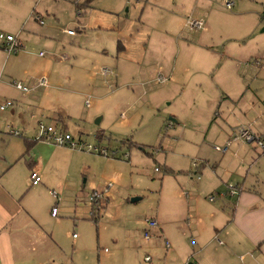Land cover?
Listing matches in <instances>:
<instances>
[{"label": "rangeland", "instance_id": "obj_1", "mask_svg": "<svg viewBox=\"0 0 264 264\" xmlns=\"http://www.w3.org/2000/svg\"><path fill=\"white\" fill-rule=\"evenodd\" d=\"M32 9L42 13L43 24L33 18ZM14 12L19 23L26 20L28 28L46 31L61 51L76 52L79 65L69 70L68 64L73 76L66 86L80 89L72 102L81 118L67 120L68 130L75 140L115 152L100 155L59 145V156L51 150L53 144L38 141L30 154L43 158L46 190L24 180L21 164L12 169L15 178L23 180L24 203L34 207L44 226L61 240L50 264H194L199 246L191 227L218 200L216 193L214 203L198 198L197 192L206 191L196 183L206 175L197 181L191 162L203 161L208 169L220 159L221 152L214 149L223 145L214 140L223 127L222 117H215L218 90L263 88L264 100V0H0V19ZM22 43L26 47L15 53L0 47V102L17 98L19 90L11 82L22 80L15 75L22 73L20 57L12 56L28 50L30 59L40 62L51 53L43 42L32 47ZM101 66L114 70L116 83L111 75L104 78ZM88 72L98 74L97 90L96 82L85 77ZM159 72L169 78L165 83L142 85ZM105 80L116 86L112 92ZM87 94L90 105L85 103ZM250 102L258 100L250 94L239 104ZM10 107L0 110V155L17 143L23 146L24 137L33 140L38 119L55 123L26 108L19 119ZM9 127L20 136L3 135ZM240 127L248 126L234 125L230 134ZM206 181L201 186H210ZM108 183L104 205L92 218L88 197ZM56 201L60 221L52 223L49 212ZM152 217L164 237L158 227L150 229L153 237H144L146 220ZM35 259L27 256L32 264H37Z\"/></svg>", "mask_w": 264, "mask_h": 264}, {"label": "crops", "instance_id": "obj_2", "mask_svg": "<svg viewBox=\"0 0 264 264\" xmlns=\"http://www.w3.org/2000/svg\"><path fill=\"white\" fill-rule=\"evenodd\" d=\"M17 14L18 12L10 15L2 14L0 31L18 34L23 49L26 46H23L22 41L26 42L28 47H32L31 44L43 42L49 46L51 53L40 62H33V59L31 60L28 55H31L28 50L22 51V55L12 56L13 58L20 57V64L23 66L22 73L14 74L22 79L21 81L24 84L31 87V90L29 92L17 91L15 94L17 98L13 100L14 105L10 107V112L20 119L23 116L21 111L25 108L36 110L40 115H45L58 125L61 123L64 126L63 128L69 132L67 120L81 118L75 104L72 102L79 98L80 89L66 86L67 78L70 76V79H72L73 76L71 73L68 74V64L70 63L69 70L79 65L76 52L72 53V56L65 51H61L58 43L56 41L52 42L46 31L36 32L33 30L32 25H29L28 28L29 21L26 20L19 23ZM31 14L35 20H37L35 15L43 20L41 12L32 9ZM20 34H23V40L20 39ZM122 47L124 46L121 45ZM41 53L42 51H39L38 56H43ZM102 67L108 66H101L99 69ZM10 68L12 69V67ZM108 68L111 69L109 75L115 78L114 83H116L118 76L111 67ZM11 72L12 70H10ZM89 73L85 77L87 80H92L90 82L93 84L96 82L95 85L97 86L94 85V88L97 90L99 85L96 76L98 74L96 72ZM41 76H45L47 79L45 86L36 85L37 79ZM156 77L157 75L151 80L141 83L146 85L155 81ZM104 82H107L111 92L116 87L108 80ZM217 84L218 86L221 85L220 81ZM262 89L253 91V89L248 88L240 92L236 87H224L222 91L218 90L215 97L216 103H218L215 117H222L220 124L223 127H220L214 140L220 139V142L225 145L231 135L229 129L234 125L248 126L247 128L252 132L264 138V105L259 104V102L264 103L260 96ZM219 94H224V96L219 98ZM250 94L254 96L256 101L258 100V103L250 102V105L247 106L240 105L239 102L248 98ZM88 96L90 94H87L85 99ZM225 100L230 101V103L225 104ZM254 114L257 119L251 117ZM34 115L32 112L31 117H34ZM120 115L123 116V112ZM102 119L103 117H100L98 123ZM39 121L42 120L38 119L37 123ZM3 133V135H12L9 129ZM20 134L12 135V137L20 136ZM34 139H36V136ZM34 139L24 137L23 146L17 143L4 150V154L0 155V264H32L27 260L29 255L36 257L35 263L37 264H50V261H54V257L61 249V240L54 230H48L37 210L30 205H26L22 200L20 185L23 180L16 179L12 173L14 166L21 164V167L25 168L24 180L30 183L29 174L31 170H38L41 174V182L33 186L41 184L43 187L39 186L38 189H47L49 180L48 175L44 173L43 158L40 155L35 156L34 153L30 154V151L34 149L38 141H42L38 144L43 142L46 144L52 143L43 140L34 141ZM27 143L30 145L28 150ZM53 145L50 146L51 150L61 156L63 148H59V145ZM25 154L27 155L24 156ZM35 158L38 160H35ZM206 166L207 163L203 161L196 165L191 162L190 168L193 169L192 172L196 175L197 181L201 180L204 172L206 175L204 179L196 183V186L205 188L204 191L208 194L203 196L206 192H197L198 198L204 197L206 199L209 194L216 193L218 202L212 210L208 211L206 216L208 221L203 216L206 212L202 211L191 227V232L199 246L194 264H264V152H261L253 143L233 141L229 143L225 152L220 153L218 161L215 160L208 169ZM165 169L172 171L170 168ZM7 176L8 179H6ZM204 180H207L205 183L210 180V186H201ZM231 181L235 182L232 184L238 185L237 193L232 196L226 193L227 182ZM180 189L182 190V186ZM179 199L181 200L180 191ZM209 202L214 203L215 201ZM57 203L58 201L53 205H57ZM49 218L52 223L60 221L58 213L56 216L50 214ZM158 228L162 237H164L163 229L159 224ZM146 229H144V234ZM153 233L155 235V232Z\"/></svg>", "mask_w": 264, "mask_h": 264}, {"label": "built area", "instance_id": "obj_3", "mask_svg": "<svg viewBox=\"0 0 264 264\" xmlns=\"http://www.w3.org/2000/svg\"><path fill=\"white\" fill-rule=\"evenodd\" d=\"M228 7H230V3L227 2L226 4ZM35 18L39 21V23H43V20L38 16L35 15ZM68 33H73L72 30H68ZM0 47L4 49L8 54L9 53H15L19 49L22 48V44L18 38V34H11V33H6L0 31ZM42 54V53H41ZM100 73L103 76H108L111 73V69L108 67H102L100 69ZM167 80V77L164 75H159L156 77V81L159 83L165 82ZM12 85L19 91L22 92H29L31 90V87L28 85L24 84L23 81L21 80H13ZM47 84V79L45 76H41L37 79V86H45ZM86 105H90V96H88L85 99ZM13 105V101L10 99H6L2 102H0V110L4 111L5 109L9 108L10 106ZM9 132L12 135H19L20 131L17 129H13L9 127ZM36 139L38 140H43L48 143H52L55 145H67L71 146L73 148H80L82 150H88L91 152H96L97 154L100 155H114L115 152L113 151L111 154H108L107 150L98 147L92 146L90 143H86L82 141L80 138L75 140L73 135L69 133L67 130L63 128L62 125H58L57 123L54 124H45L42 121H39L37 123V135ZM233 141H241L245 143H253L261 152H264V138L258 134H255L252 132L249 128L247 127H240L237 130H234L231 135L229 140L225 143V145L219 146L216 145L214 146V149L223 153L226 151L227 146L229 143ZM125 157H127V154H124ZM194 163V162H193ZM196 165V163H194ZM157 169V168H156ZM29 179H30V185H37L41 182V175L38 172V170L32 169L30 174H29ZM111 188V184L108 183L104 189L101 192L93 191L89 197H88V203L91 205L90 210L88 215L90 217H94L100 210V208L103 207L104 204H102V199L103 196L107 194L108 190ZM227 189V194L229 195H234L238 191V185L237 184H228L226 186ZM51 193L58 199V195L55 191H51ZM207 199L209 201H214L215 195L214 194H209L207 196ZM58 213L57 211V206L54 205L51 208L50 214L52 216H56ZM158 227V222L155 218H148L146 220V231L144 236L146 238H149L151 236H154V233L150 232V229ZM76 234L73 233V237H75ZM221 241L219 240V243ZM166 245L168 246V242L166 241Z\"/></svg>", "mask_w": 264, "mask_h": 264}, {"label": "trees", "instance_id": "obj_4", "mask_svg": "<svg viewBox=\"0 0 264 264\" xmlns=\"http://www.w3.org/2000/svg\"><path fill=\"white\" fill-rule=\"evenodd\" d=\"M120 44V43H119ZM65 129V128H64ZM38 139H34V141H37ZM25 141H26V139H25ZM29 147H30V145L27 143V150L29 149ZM164 171H168L167 169H165Z\"/></svg>", "mask_w": 264, "mask_h": 264}, {"label": "water", "instance_id": "obj_5", "mask_svg": "<svg viewBox=\"0 0 264 264\" xmlns=\"http://www.w3.org/2000/svg\"><path fill=\"white\" fill-rule=\"evenodd\" d=\"M262 31H264V27L262 28ZM99 122V119L96 120V123ZM138 198H133L132 200H137Z\"/></svg>", "mask_w": 264, "mask_h": 264}]
</instances>
